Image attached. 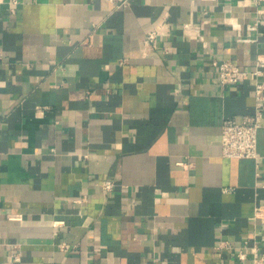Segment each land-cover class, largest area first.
<instances>
[{"label": "crops", "instance_id": "1", "mask_svg": "<svg viewBox=\"0 0 264 264\" xmlns=\"http://www.w3.org/2000/svg\"><path fill=\"white\" fill-rule=\"evenodd\" d=\"M263 50L264 0H0V264H254L264 126L221 135L259 100L212 59Z\"/></svg>", "mask_w": 264, "mask_h": 264}, {"label": "built area", "instance_id": "2", "mask_svg": "<svg viewBox=\"0 0 264 264\" xmlns=\"http://www.w3.org/2000/svg\"><path fill=\"white\" fill-rule=\"evenodd\" d=\"M157 34V30L149 31L147 42L155 44ZM212 62L216 68L219 80L223 84L236 85L244 77H252L254 79L255 96L259 100L255 111L243 114L241 117L230 116L225 118L222 123L221 144L222 152L225 156L258 158V132L264 126V114L261 108V102L264 101V50L259 51L253 62L250 61L245 66L237 63L231 57L213 58ZM103 184L106 188H111L113 181L104 180ZM260 208V206L256 207L257 212ZM16 216L19 217L20 214ZM227 246L230 247L229 241L221 240L216 245V249L222 251ZM249 249H252L254 264H264V250L260 249L257 242L252 246L245 242L238 249L236 255L240 259H247L249 257Z\"/></svg>", "mask_w": 264, "mask_h": 264}]
</instances>
